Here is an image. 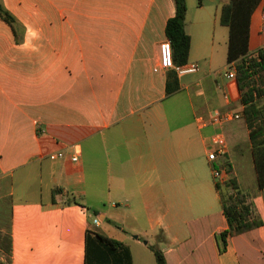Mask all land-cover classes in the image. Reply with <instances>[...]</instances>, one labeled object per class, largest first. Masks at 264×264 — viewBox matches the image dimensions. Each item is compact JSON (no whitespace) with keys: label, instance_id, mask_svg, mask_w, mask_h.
I'll use <instances>...</instances> for the list:
<instances>
[{"label":"crops","instance_id":"1","mask_svg":"<svg viewBox=\"0 0 264 264\" xmlns=\"http://www.w3.org/2000/svg\"><path fill=\"white\" fill-rule=\"evenodd\" d=\"M229 1L186 0L187 63L200 70L167 95L174 72L155 68L173 0H1L18 28L0 19V264H156L151 246L167 264H264V187L237 82L204 71L205 17L214 14L227 46L219 14ZM263 8L251 18L250 53L264 47ZM214 111L240 119L199 126ZM217 132L228 152L212 164ZM57 152L64 158L51 161ZM215 167L229 170L259 221L222 251Z\"/></svg>","mask_w":264,"mask_h":264},{"label":"trees","instance_id":"2","mask_svg":"<svg viewBox=\"0 0 264 264\" xmlns=\"http://www.w3.org/2000/svg\"><path fill=\"white\" fill-rule=\"evenodd\" d=\"M262 0H230L222 6L219 14V24L228 29L226 63L228 68H234L239 90V102L243 106V120L248 131L252 149L255 170L258 176V187H264V53L258 49L249 52L251 18ZM175 14L165 26V36L172 47L175 65L187 63L190 38L185 33V17L187 12L186 0H173ZM0 19L8 24L16 36L18 24L0 0ZM177 76L168 74L166 93L170 95L178 91ZM226 186L232 193L225 196L221 193V185L215 183V188L221 196V208L227 221L228 229L219 235L221 251L224 250L227 237L246 233L259 226L257 214L246 195L237 191L233 177ZM112 248L120 244L101 238ZM156 264H167L163 253L157 246H151Z\"/></svg>","mask_w":264,"mask_h":264},{"label":"built area","instance_id":"3","mask_svg":"<svg viewBox=\"0 0 264 264\" xmlns=\"http://www.w3.org/2000/svg\"><path fill=\"white\" fill-rule=\"evenodd\" d=\"M262 22L264 24V8L262 14ZM264 53V47L261 48ZM173 71L177 77L197 74L200 66L197 63H186L184 65H175L173 62L172 47L169 40L162 42L158 47V66L156 71ZM223 76L227 80L236 81V72L234 68H227ZM240 119V116L233 112H212L207 118L198 117L197 122L201 127H211L216 131L221 130L226 124ZM228 152V144L225 136L221 132H217L211 139V148L207 151V161L214 164L219 160L225 161ZM64 158L63 152H57L49 155L51 161L61 160ZM71 162H77V156L71 157ZM212 175L215 181L224 185L230 180L229 170L225 168H213ZM98 219L93 221L94 225L98 224Z\"/></svg>","mask_w":264,"mask_h":264},{"label":"rangeland","instance_id":"4","mask_svg":"<svg viewBox=\"0 0 264 264\" xmlns=\"http://www.w3.org/2000/svg\"><path fill=\"white\" fill-rule=\"evenodd\" d=\"M205 1V0H204ZM196 4L198 5V0H195ZM192 11L190 12V15L193 16L194 14H197L198 12L201 14H205L204 11H198V9H191ZM194 12V13H193ZM206 19L209 20L210 22V31H209V35H208V39H207V45H208V51L207 54L208 55H212V62L209 65H205L204 67V71L206 73H212L214 76H221L223 75L224 72H226L227 70V63H226V44H225V36L221 39L218 32H215V29L213 27V24L215 22V17L214 14L211 12L208 14V16L206 15L205 17ZM220 28V27H217ZM225 30V29H223ZM214 40V43H212V41ZM260 43V42H259ZM263 44H264V40H263ZM259 44L257 45H251V51H253L255 48L258 47ZM201 53L200 50H196V54ZM264 103V99H262L260 101V104ZM245 136H241L240 139V144H241V149L243 153V147L247 146V142H244ZM244 142V143H243ZM41 143L43 145H45L47 143V139L46 137H42L41 138ZM244 153H245V171L249 172V175L253 173V169L251 167V170L248 168L249 167V160H248V153L247 150L244 149ZM248 166V167H247ZM249 169V171H248ZM221 190L224 193L225 196H228L229 194L232 193V190H230L226 184L221 185Z\"/></svg>","mask_w":264,"mask_h":264},{"label":"water","instance_id":"5","mask_svg":"<svg viewBox=\"0 0 264 264\" xmlns=\"http://www.w3.org/2000/svg\"><path fill=\"white\" fill-rule=\"evenodd\" d=\"M144 244H146V242H144Z\"/></svg>","mask_w":264,"mask_h":264}]
</instances>
